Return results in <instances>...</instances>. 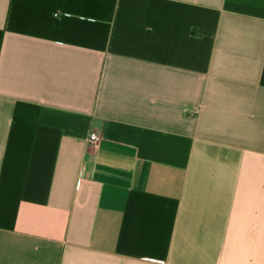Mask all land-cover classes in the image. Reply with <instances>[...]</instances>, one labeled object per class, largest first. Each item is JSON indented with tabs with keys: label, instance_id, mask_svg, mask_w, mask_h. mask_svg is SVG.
Wrapping results in <instances>:
<instances>
[{
	"label": "crops",
	"instance_id": "0c3cea01",
	"mask_svg": "<svg viewBox=\"0 0 264 264\" xmlns=\"http://www.w3.org/2000/svg\"><path fill=\"white\" fill-rule=\"evenodd\" d=\"M0 264H264V0H0Z\"/></svg>",
	"mask_w": 264,
	"mask_h": 264
},
{
	"label": "built area",
	"instance_id": "2783aa9c",
	"mask_svg": "<svg viewBox=\"0 0 264 264\" xmlns=\"http://www.w3.org/2000/svg\"><path fill=\"white\" fill-rule=\"evenodd\" d=\"M90 139L94 142H98L100 140V136L98 135V133L93 132L90 134Z\"/></svg>",
	"mask_w": 264,
	"mask_h": 264
}]
</instances>
